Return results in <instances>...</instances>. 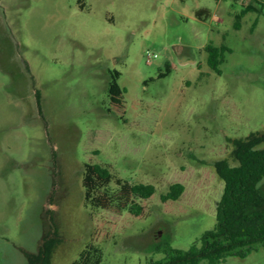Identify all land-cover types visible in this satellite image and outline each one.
<instances>
[{"label":"rangeland","instance_id":"rangeland-1","mask_svg":"<svg viewBox=\"0 0 264 264\" xmlns=\"http://www.w3.org/2000/svg\"><path fill=\"white\" fill-rule=\"evenodd\" d=\"M207 43L228 48L219 72ZM114 70L120 106L107 92ZM256 132L264 0H0V264H26L49 229L51 264H70L92 240L101 264H149L167 246L189 248L216 220V162L235 163L234 142ZM85 163L156 191L139 215L91 209ZM174 182L182 194L162 201ZM219 264H264V247Z\"/></svg>","mask_w":264,"mask_h":264},{"label":"trees","instance_id":"trees-1","mask_svg":"<svg viewBox=\"0 0 264 264\" xmlns=\"http://www.w3.org/2000/svg\"><path fill=\"white\" fill-rule=\"evenodd\" d=\"M247 5L235 17L234 25H240L243 15L251 10ZM201 17L206 9H198ZM207 53L208 66L219 72L224 61L226 45L207 43L203 46ZM120 72H110L107 92L110 101L121 105L124 87L118 83ZM264 132L250 133L234 142L232 157L235 163L227 159L216 162L215 170L223 180V190L215 210L214 226L200 236L199 242L187 249L167 246L164 256L151 260L149 264H219L228 256L246 257L249 253L264 247V192L259 184L264 177ZM84 204L91 209H104L112 213L127 211L133 215L141 214V200L148 199L156 187L148 182H130L116 177L107 165L85 163L82 173ZM184 190L181 182L171 183L160 194L162 201L177 200ZM43 234V243L37 252H25L26 264H51L56 238ZM94 235V234H93ZM95 236H93L94 238ZM95 239V238H94ZM104 251L100 244L89 241L70 264H101Z\"/></svg>","mask_w":264,"mask_h":264},{"label":"crops","instance_id":"crops-1","mask_svg":"<svg viewBox=\"0 0 264 264\" xmlns=\"http://www.w3.org/2000/svg\"><path fill=\"white\" fill-rule=\"evenodd\" d=\"M180 58H181V60H182L183 63H187V62H189L188 57L185 56V55H181Z\"/></svg>","mask_w":264,"mask_h":264},{"label":"built area","instance_id":"built-area-1","mask_svg":"<svg viewBox=\"0 0 264 264\" xmlns=\"http://www.w3.org/2000/svg\"><path fill=\"white\" fill-rule=\"evenodd\" d=\"M155 56V55H154ZM147 60L150 61L151 60V55L148 54L147 56Z\"/></svg>","mask_w":264,"mask_h":264}]
</instances>
